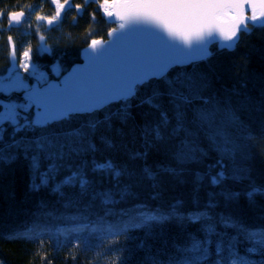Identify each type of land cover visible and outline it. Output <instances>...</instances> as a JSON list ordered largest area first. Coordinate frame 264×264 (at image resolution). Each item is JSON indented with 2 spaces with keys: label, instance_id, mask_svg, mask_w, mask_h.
Here are the masks:
<instances>
[{
  "label": "snow or ice",
  "instance_id": "1",
  "mask_svg": "<svg viewBox=\"0 0 264 264\" xmlns=\"http://www.w3.org/2000/svg\"><path fill=\"white\" fill-rule=\"evenodd\" d=\"M92 2L97 3L98 0ZM65 5L82 8V5H72L70 0H64V4H58L54 16H37V19H45L51 25L59 19L60 10ZM98 6L103 7L109 18L117 16L124 21L119 25L120 29L127 26L130 31H137L141 30V25H154L172 39L163 40L161 48L151 55L127 62L118 78L100 88L87 91L73 89L71 85L63 91L55 90L54 85L47 92L27 88L16 69L22 67L28 72L32 68L30 74L37 75L35 66L31 64V48L23 51V61L19 62L14 59L13 46L12 68L7 79L0 80V93L8 97V102L0 100V164H10L22 155L29 163L31 191L45 189L69 203L90 198L106 206L127 198L130 195V182L133 180L148 179L156 185L160 172L178 176L180 173L177 169L159 168L154 172L148 167L137 176L111 158L97 159L96 153L99 150L93 138L101 129L111 127V114L105 115L103 120L89 119L80 127L66 131L50 129L51 125L68 121L75 115H91L112 101L124 102L116 116L126 121L130 118V99L137 95L139 87L144 86L151 90L140 100V105H147L154 110L158 118L146 122L141 129L145 151L130 154L131 159L146 157L147 149L156 143L175 140L178 143L174 145V159L180 164L195 160L203 153L195 132L191 129L206 130L222 155L238 153L239 146L231 137L222 134V126L242 125L227 99L221 101L215 96L205 99L204 93L210 86L209 77L194 72L169 78L167 72L173 66L206 60L212 55L208 44L217 37L222 40L219 42L221 49L232 50L239 42L238 34L241 31L246 34L251 31L249 24L264 29V0H113L111 4L104 0ZM109 8L115 12L109 11ZM5 15L11 28L14 23H19L18 18H23L25 13L0 11V19ZM225 18L231 21V26L227 29L222 24ZM112 32L116 33L117 29L114 28ZM152 35L159 36L160 33L153 32ZM41 40H44L43 36ZM177 40L185 46L175 43ZM99 44V41L93 40L89 45L92 61H99L108 55L107 49H97ZM43 47L44 50L48 49L46 43ZM78 71L79 69L74 70V74ZM38 79H45L44 74L39 73ZM153 80L162 81L163 87L159 84L152 86ZM241 87H246V84ZM19 89H25V99L22 102L12 99L13 92ZM165 97L167 107L163 102ZM195 101H200V106H194ZM33 105L37 108L34 115L31 113ZM256 106L264 110V92ZM99 139L101 143L111 147V140L107 135L101 133ZM89 154L91 160L84 159ZM217 164L221 171L208 176L212 185L222 186L227 179L241 178L238 175L240 170L226 176L223 164L220 161ZM201 179L202 177H197L198 182ZM105 182L108 187L104 186ZM221 194L226 201L237 200L241 195L227 190ZM243 194L250 203L254 202L256 196H264V186L250 185L249 190ZM214 201L215 197L210 195L208 203L201 207L194 198L193 208L187 211L181 201L160 208L140 205L133 211L122 213L119 224L101 229L93 228L90 231L103 232L104 235L99 236L101 242L110 238V244L119 245L121 235L129 239L130 229H143L145 239L135 245L136 249L146 253L142 264H264V227L251 228L239 217L216 213ZM169 223L181 228L199 225V229L198 232H187L182 243L153 252L147 240L153 237L156 230L162 233ZM46 230L35 224L25 225L14 231L11 237H37ZM55 235L58 248L64 233L56 230ZM85 245L86 249L93 246L87 238ZM132 251L133 249H128L129 254ZM0 264L3 262L0 261ZM122 264H128V256L123 258Z\"/></svg>",
  "mask_w": 264,
  "mask_h": 264
},
{
  "label": "trees",
  "instance_id": "2",
  "mask_svg": "<svg viewBox=\"0 0 264 264\" xmlns=\"http://www.w3.org/2000/svg\"><path fill=\"white\" fill-rule=\"evenodd\" d=\"M72 1L74 5H82V13H78L77 8L68 9L51 25L40 19L37 26H32L31 33L25 39L18 36L13 38L14 44L7 41L9 31H2L0 72L6 71L13 46L19 53L24 50L23 47L31 48L32 57L45 68L57 60L69 72L73 66L82 62V51L85 47L93 40L107 39L108 33L119 27L118 23L107 21L102 13L103 7L98 6L104 0H98L97 3L92 0ZM13 9L24 10L25 13L35 10L37 16L51 18L56 14L57 6L54 0H0V11ZM7 19L5 15L4 24L8 27ZM249 28L251 31L247 34L240 32L239 42L232 50L221 49L218 43H214L210 49L212 55L206 60L173 66L167 72L169 78L194 72L209 77L210 86L204 93L205 99L213 96L221 101L227 99L242 125L222 126V134L231 137L239 146L238 153L222 155L206 130L191 129L195 132L203 153L197 159L178 163L173 157L174 145L178 143L175 140L156 143L147 149L146 157L131 159L130 154L145 151L141 129L146 122L158 118L154 110L147 105H140V100L151 90L148 86L139 87L137 95L130 99V118L126 121L116 116L124 102L113 101L91 115L78 114L68 121L53 124L50 126L51 130L66 131L80 127L89 119L103 120L105 115L111 114V127L107 130L101 129L93 138L99 150L96 153L97 159L111 158L137 176L145 167L154 172L159 168H173L180 174L174 176L160 172L156 185L148 179L133 180L130 182V195L127 198L106 206L90 198L69 203L45 189L31 191L29 163L22 155L10 164H0V261L3 264H122L123 258L128 256V264H142L146 253L136 249L135 245L145 239L143 229H130L129 239L121 235L119 245L110 244V238L101 242L99 236L104 233H93L90 230L119 224L122 213L133 211L140 205L160 208L181 201L187 211L193 208L194 198L203 207L208 203L210 195L215 197L216 213L239 217L251 228L264 227V196L258 195L250 203L243 194L249 190L250 185L264 186V110L256 106L264 92V29L253 27L252 24H249ZM11 29L14 34L15 28ZM39 36L44 37L49 47L41 55L37 47L39 38L41 40ZM17 55L19 56L18 53ZM157 84L163 87L162 81L151 82L152 86ZM242 84H246V87H241ZM12 96L17 100L23 99L20 91L13 92ZM163 102L167 107V97ZM200 103L195 101L194 106L198 107ZM33 112L32 107L31 113ZM101 133L110 138L111 147L101 143ZM91 158V154L84 157L86 160ZM217 161L223 164L226 176L240 170L238 175L241 178L227 179L222 186L212 185L209 174L214 175L221 171ZM198 176L202 177L199 182ZM104 186L109 185L105 182ZM225 190L239 192L241 195L237 200L226 201L221 194ZM42 202L45 203L42 205ZM100 211L102 216H89ZM32 224L47 230L40 232L37 237H11L14 231ZM198 229L199 225H186L181 228L177 224L169 223L162 233L156 230L147 243L156 252L165 246L182 243L187 232H198ZM56 230L64 233L58 248ZM86 238L93 245L87 249ZM128 249H133L131 254Z\"/></svg>",
  "mask_w": 264,
  "mask_h": 264
},
{
  "label": "water",
  "instance_id": "3",
  "mask_svg": "<svg viewBox=\"0 0 264 264\" xmlns=\"http://www.w3.org/2000/svg\"><path fill=\"white\" fill-rule=\"evenodd\" d=\"M112 2L113 0L110 1L109 4H111ZM72 3V0H70V4ZM66 9H70V7L68 5H65L64 8L60 10V14L64 10L66 11ZM108 10L115 12V10L111 8H109ZM104 15L107 18V21H113L118 23L119 25L124 22L117 16L109 18L105 11ZM18 19L19 23H14V27L20 26L23 23L24 17ZM222 24L223 27L227 29L231 26V21L230 19L225 18ZM139 27L141 30L137 31H130L127 26L124 29H120L118 27L116 28V33H113L112 31L108 33L107 39L96 40L100 42V44L97 46L98 50L100 48L108 50V55H106L99 61H92L90 59V43L82 52L83 61L79 63V65L76 64L75 66H73L72 69L69 70V74L64 76L61 83H50L43 87L34 88H38L41 92H47L50 86L53 85L55 86V90L59 91H63L69 85H71L73 89L81 91H87L92 88H100L111 80L118 78L121 70L124 68L127 62H130L131 60L136 58L151 55L159 48H161L163 40L172 39L166 32L162 31L154 25H141ZM144 28H149L150 30L145 31L143 30ZM153 32H158L160 33V35H152ZM238 35H240V33ZM216 42L218 44L219 42H222L221 38L217 37L215 40H213V42H210L208 44L209 52L210 46ZM175 43L181 46H185L181 41L178 40L175 41ZM76 69H79V71L74 74V70ZM110 103H107L102 108L109 105Z\"/></svg>",
  "mask_w": 264,
  "mask_h": 264
},
{
  "label": "rangeland",
  "instance_id": "4",
  "mask_svg": "<svg viewBox=\"0 0 264 264\" xmlns=\"http://www.w3.org/2000/svg\"><path fill=\"white\" fill-rule=\"evenodd\" d=\"M63 1L54 0L57 7H58V4H61ZM70 9H72V8H70ZM66 10H68V9H66ZM10 11H17V10L13 9ZM102 13H104V9H103ZM27 14H29L30 16H28V19L25 23H23L19 27H14L13 25L11 26L13 29L15 28L14 34L11 36V40L13 38H16L17 36L23 37V39H25V36H27L31 33L32 24L30 23V18H33V16L36 17L38 14L36 13L35 10L34 11L32 10L30 13H27ZM248 14L250 15V13H248ZM7 21H8V19H7ZM44 21H47V20L44 19ZM4 22H5V16L2 19H0V37L2 35V31H9V29H8L9 26L7 27V24L6 23L4 24ZM39 37H41V36H39ZM11 40L10 39L8 40L9 43H12ZM38 42H39L38 43L39 46H37V47H39L38 53H40V55H41V52H44L43 51L44 50L43 44L45 43V40L42 41L39 38ZM42 42H44V43H42ZM23 48H24V50L28 49V47H23ZM23 51L21 53H19V51L15 49L16 56H14V59L16 61H19V62L23 61ZM17 53L19 54V56L17 55ZM30 57H31V64L35 66L37 75H31L30 74L32 72V68H30L28 72H25L22 67H18L16 69V71L19 72V74H20L21 80L24 82V84L27 86V88L43 87V86L48 85L50 83H61L64 76L69 74V72L65 71L63 66L57 60L54 63L50 64V66H47L45 68V66L41 62L35 60L34 57H32V52H30ZM10 59H11V61L6 68V71L0 72V80H6L8 77V73L12 68L13 55ZM39 73H43L45 79H43V80L38 79ZM18 91L23 93V99L17 100L13 96H12V99L17 101V102H22L25 99V96H24L25 89H19L15 92H18ZM3 95H4L3 93H0V100H4L5 102H8V97H5V96L2 97ZM33 108H34V112L32 114L34 115L37 111V108L35 105H33Z\"/></svg>",
  "mask_w": 264,
  "mask_h": 264
},
{
  "label": "bare ground",
  "instance_id": "5",
  "mask_svg": "<svg viewBox=\"0 0 264 264\" xmlns=\"http://www.w3.org/2000/svg\"><path fill=\"white\" fill-rule=\"evenodd\" d=\"M110 1H112V0H108V2H110ZM73 2V1H72ZM61 4H64V2H62ZM77 10H78V13H82V8H77ZM19 11H24V10H19ZM25 13V12H24ZM28 16H30L29 14H27V13H25V15H24V20H23V23H25L26 21H27V19H28ZM22 23V24H23ZM30 23L32 24V26L34 25V26H37L38 25V19H37V16L35 17V16H33V18H30ZM21 24V25H22ZM14 26V25H13ZM17 27H19V26H17ZM8 29H9V35L6 37L8 40H9V37H11L12 35H13V32H12V29L11 28H9L8 27ZM3 33V32H2ZM3 35V34H2ZM2 35H1V37H2ZM7 40V41H8ZM12 41V44H14L13 43V39L11 40ZM42 43H44V42H42ZM217 43V42H216ZM212 46V45H211ZM211 46H210V49H211ZM49 48V47H48ZM86 48V47H85ZM84 48V49H85ZM83 49V50H84ZM48 50V49H47ZM83 52V51H82ZM12 54V53H11ZM11 54H10V56H11ZM10 59V58H9ZM82 61H83V57H82ZM102 211H100L99 213H94V214H90L89 216L91 217V218H94L96 215L97 216H102ZM241 250H243V246H242V248H241Z\"/></svg>",
  "mask_w": 264,
  "mask_h": 264
}]
</instances>
